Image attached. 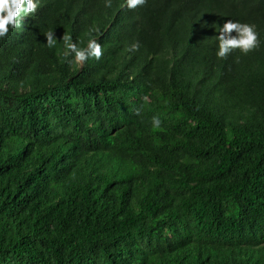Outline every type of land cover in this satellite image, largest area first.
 Here are the masks:
<instances>
[{
    "label": "trees",
    "instance_id": "1",
    "mask_svg": "<svg viewBox=\"0 0 264 264\" xmlns=\"http://www.w3.org/2000/svg\"><path fill=\"white\" fill-rule=\"evenodd\" d=\"M149 1L41 0L0 38V264H264V0ZM230 19L261 40L219 58Z\"/></svg>",
    "mask_w": 264,
    "mask_h": 264
},
{
    "label": "clouds",
    "instance_id": "2",
    "mask_svg": "<svg viewBox=\"0 0 264 264\" xmlns=\"http://www.w3.org/2000/svg\"><path fill=\"white\" fill-rule=\"evenodd\" d=\"M184 1L186 0H160L162 8L165 11L167 22L171 27L183 25L187 8ZM113 0H105V7L112 11L119 12L132 10L138 6L142 8L148 7V0H118L114 7ZM113 7L112 9L110 7ZM41 7V0H0V38L8 35L10 29H15L19 25L22 17H27L34 14ZM118 25V22L115 21ZM95 31H98L95 30ZM235 32V35H233ZM49 47L54 46V32L45 34ZM259 33L256 30V25L250 23H241L239 21L227 20L221 27L218 35V50L216 55L219 58H224L233 50L239 49L244 54L255 49L259 44ZM63 41L66 48V54L73 57L76 62L86 61L94 57L99 60L103 55L101 44L96 39H90L86 47H78L77 43L72 42L71 36L64 35ZM139 49L138 43H133L129 51ZM152 126L159 128L161 120L158 116L152 117Z\"/></svg>",
    "mask_w": 264,
    "mask_h": 264
}]
</instances>
